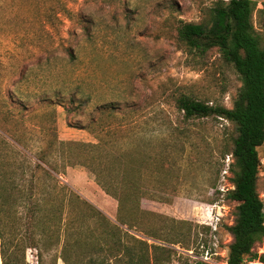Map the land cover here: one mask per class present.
<instances>
[{
  "label": "rangeland",
  "instance_id": "rangeland-1",
  "mask_svg": "<svg viewBox=\"0 0 264 264\" xmlns=\"http://www.w3.org/2000/svg\"><path fill=\"white\" fill-rule=\"evenodd\" d=\"M215 1L0 0V179L28 184L29 170L14 173L12 163L23 159L17 151L35 160L55 140L100 141L110 153L131 145L144 157L146 227L180 240L173 263L227 264L235 203L226 198L232 159L223 142L232 125L215 116L183 121L174 102L184 92L231 107L241 85L217 49L199 57L175 39L177 20H206ZM252 1L251 22L263 43L264 0ZM56 149L45 166L55 164L63 183L114 219L117 201L90 168L68 165ZM258 150L264 204V143ZM26 208L0 210L6 238L16 221L12 236L29 238ZM255 248L264 252V239ZM36 254L27 247L22 264H38Z\"/></svg>",
  "mask_w": 264,
  "mask_h": 264
},
{
  "label": "trees",
  "instance_id": "trees-1",
  "mask_svg": "<svg viewBox=\"0 0 264 264\" xmlns=\"http://www.w3.org/2000/svg\"><path fill=\"white\" fill-rule=\"evenodd\" d=\"M254 6L252 0H217L208 9L206 20L179 19L175 25V39L188 54L201 57L217 49L241 81L231 107L184 92L174 101L183 121L215 116L232 125L223 142V155L230 154L232 159V188L226 198L235 203L233 222L226 226L231 236L227 264L264 263V252L255 248L264 239V204L258 192V149L264 143V42L251 22ZM56 147L61 148L68 165L80 163L90 168L97 184L117 201L114 219L63 183L55 164L45 166V156L57 151ZM48 150L49 154L39 150L35 160L17 151L23 159L12 163L14 173L24 175L29 170L28 184L12 175L9 180L0 179V210L28 204L29 233L27 240L14 238L16 221L11 237L6 238L0 220L2 264H22L27 247L37 251L38 264H57L58 258L65 264H174L172 245L180 242L178 237L161 235L145 225L148 211L140 202L147 195L141 172L144 157L139 149L126 145L110 153L100 141L55 140ZM151 198L170 201L161 194ZM159 216L154 213L155 219Z\"/></svg>",
  "mask_w": 264,
  "mask_h": 264
},
{
  "label": "built area",
  "instance_id": "built-area-1",
  "mask_svg": "<svg viewBox=\"0 0 264 264\" xmlns=\"http://www.w3.org/2000/svg\"><path fill=\"white\" fill-rule=\"evenodd\" d=\"M259 263H260L259 261H249L247 264H259ZM260 264H262V263H260Z\"/></svg>",
  "mask_w": 264,
  "mask_h": 264
}]
</instances>
